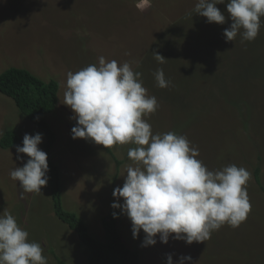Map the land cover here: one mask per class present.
<instances>
[{"label":"rangeland","instance_id":"1","mask_svg":"<svg viewBox=\"0 0 264 264\" xmlns=\"http://www.w3.org/2000/svg\"><path fill=\"white\" fill-rule=\"evenodd\" d=\"M140 2L0 0V73L20 67L59 84L57 105L44 118L56 133L50 159L60 168L63 208L81 217L102 241V217L115 211L120 234L139 253L140 264H167L168 255L173 264L182 256L192 258L185 264H264V17L254 41L241 43L238 34L226 42L224 30L233 22L229 0L216 5L225 15L224 24L208 23L196 14L198 0H147L138 10ZM152 52L163 56V63ZM101 56L118 65L128 62L142 73V86L158 101L157 110L142 117L154 135L185 136L210 171L235 164L250 172L245 187L251 211L238 228L225 224L209 240L192 244L174 239L175 234L165 244L158 234L155 245L144 246L143 230L133 237L129 218L111 205L117 202L114 189L125 182L126 166H136L128 151L137 146L111 147L122 161L117 169L113 153L104 146L73 139L74 113L62 103L67 73L98 65ZM158 68L171 82L166 88L156 85ZM7 130H14L19 140L8 148L0 145V214L7 210L15 217L28 240L41 245L47 264H58L55 256L68 264H87L86 245L55 214L48 172L40 193H23L11 179L10 172L29 159L16 151L25 134H42L41 150L48 138L0 92V139ZM257 167L262 187L254 177Z\"/></svg>","mask_w":264,"mask_h":264},{"label":"clouds","instance_id":"2","mask_svg":"<svg viewBox=\"0 0 264 264\" xmlns=\"http://www.w3.org/2000/svg\"><path fill=\"white\" fill-rule=\"evenodd\" d=\"M146 3L141 0L137 9L143 10ZM223 3L225 0H198L194 11L208 23L224 24L225 15L216 7ZM227 11L233 22L224 30L226 42L234 41L238 34L241 43L254 41L264 17V0H229ZM152 53L163 63V56ZM153 75L160 88L171 83L162 68ZM141 76L128 62L118 65L103 56L98 65L67 73L62 103L74 113L73 139L91 140L106 149L130 142L137 146L128 151L136 166H126L123 186L113 191L117 202L112 208L121 209L129 218L134 238L143 230L144 246L155 245L158 234L165 244L172 234L174 239L192 244L209 240L225 224L238 228L251 211L245 187L250 172L235 164L210 171L197 159L198 149L190 147L185 136L174 132L154 135L142 117L154 113L158 101L147 94ZM41 143L42 134H25L23 146L16 147L18 154L29 157L23 167L10 172L23 193H40L48 183V156L39 148ZM113 216L118 218L115 212ZM28 236L7 210L0 214V264H47L41 245L30 242ZM191 259L182 256L178 264ZM167 264H173L171 255Z\"/></svg>","mask_w":264,"mask_h":264},{"label":"trees","instance_id":"3","mask_svg":"<svg viewBox=\"0 0 264 264\" xmlns=\"http://www.w3.org/2000/svg\"><path fill=\"white\" fill-rule=\"evenodd\" d=\"M58 91L57 80L44 81L25 68L12 66L0 73V92L11 97L19 110L46 132L48 140L44 143L42 151L48 156L53 208L58 219L75 231L79 239L86 245L88 249L87 264H140L139 253L129 248L120 234L117 218L113 216L115 211L102 217L106 235V239L102 241L90 233L89 227L81 217L63 208L60 168L50 159L56 133L44 118L46 114L55 109L58 102ZM18 140L19 136L14 130H7L0 139V145L3 148H8L15 145ZM107 151L109 154L113 153L116 167L119 169L122 161L115 157L111 147ZM259 172L260 168H255L254 177L262 187ZM55 257L58 264H68L58 256Z\"/></svg>","mask_w":264,"mask_h":264}]
</instances>
